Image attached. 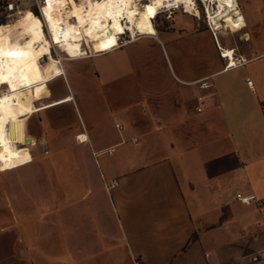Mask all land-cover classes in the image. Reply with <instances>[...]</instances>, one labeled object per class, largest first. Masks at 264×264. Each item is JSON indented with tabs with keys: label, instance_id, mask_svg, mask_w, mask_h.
<instances>
[{
	"label": "crops",
	"instance_id": "0c3cea01",
	"mask_svg": "<svg viewBox=\"0 0 264 264\" xmlns=\"http://www.w3.org/2000/svg\"><path fill=\"white\" fill-rule=\"evenodd\" d=\"M156 30L152 37L159 41ZM188 36L194 49L205 51L199 59L184 56L168 79L158 76L151 88L141 78L139 104L108 105L114 127L122 124L119 139L85 129L74 133L88 138L75 137L84 184L70 197L59 194V204L48 199L25 208L29 244L38 237L49 245L43 239L57 236L59 250L70 252L74 264H264L255 256L264 245V48L237 52L218 41L222 51L243 59L225 67L229 59L219 50L217 58L209 57L207 34L199 42ZM95 67V78L116 77L110 66ZM206 76L212 85L201 89L197 81ZM201 92L207 96L197 111ZM237 193L256 199L245 203ZM9 201L16 205L15 198Z\"/></svg>",
	"mask_w": 264,
	"mask_h": 264
},
{
	"label": "rangeland",
	"instance_id": "374dc122",
	"mask_svg": "<svg viewBox=\"0 0 264 264\" xmlns=\"http://www.w3.org/2000/svg\"><path fill=\"white\" fill-rule=\"evenodd\" d=\"M61 1L64 0H42L39 3L41 9L38 7L40 19L33 14L18 18V21H23L29 32L26 44L34 49L35 56V62L30 63L34 77L29 80V86L23 88L27 94L22 93L21 96L30 97L35 106L72 93L75 99L11 121L6 126V151L0 156V264H28L27 260L33 264L35 259L40 260L41 264H74L70 252L59 250L57 236L43 239V242L50 240L49 245L40 242L38 237L33 238L29 244V237L24 234L22 228L24 210L29 209L30 204L44 203L48 199L59 204V194L62 196L65 191L64 195L70 197L73 187L84 184L79 179L74 158L75 152L81 147L75 141L74 133L85 129L99 138L119 139L118 131L114 127L115 115L108 113V105L139 104L141 78L145 81L143 84L151 88L153 80L159 79L158 76L162 77L159 80L168 79L171 66L177 67L184 56L191 54L199 59L200 54L203 55L205 51L194 49L188 35L199 42L201 37L207 34L208 54L213 59L218 56V49L213 40L219 41L225 47L233 46L237 52H255L264 48V0H238L245 16L244 21L238 23L226 18L222 21L223 28L219 30L222 33L215 31L216 34L210 31L205 10L207 5L202 0H140V3L152 11H148L150 21L140 24V38L136 41L126 43L131 39V34L125 29L120 31L119 26L116 33L121 32L120 38L113 35L91 41L83 36V47L64 50L52 39L50 27L44 17L47 7ZM175 2L178 3L177 8L159 12L161 7ZM16 4L23 10L15 16L34 8L36 0H16ZM193 6L197 7L196 14L184 13L196 11ZM31 12L33 11L24 15ZM15 16L6 17L2 8L0 9V21L8 22ZM71 23L77 25L75 18L71 19ZM155 26L160 29L159 41L158 37H152V34L157 35ZM29 29L33 30V35ZM5 35L9 36V33ZM85 39L90 40L91 47L97 53L108 52L107 50L117 46L121 48L93 59L88 57L93 52L85 44ZM256 42H260V45ZM8 43L13 47L17 58H25L30 53L21 49L22 40L18 37H9ZM52 46L58 48V56L51 52ZM46 54L52 55L47 57ZM79 56L82 58L77 60ZM26 62H29V59H26ZM97 65L110 66L113 73L116 72V77L111 80L104 76L95 78L93 75H98L95 67ZM61 72L63 74H60ZM65 73L68 74L66 82ZM154 85L158 83L155 82ZM11 89L5 79L1 78L0 94ZM37 89L43 92L36 97ZM128 128L131 127H124L129 130ZM26 136L32 138L31 143L24 144ZM127 145L125 143L119 146ZM17 155L18 159L10 162V159L17 158ZM9 196L16 199V205L13 206L12 202L11 206ZM42 244L45 245L44 249Z\"/></svg>",
	"mask_w": 264,
	"mask_h": 264
},
{
	"label": "bare ground",
	"instance_id": "6f19581e",
	"mask_svg": "<svg viewBox=\"0 0 264 264\" xmlns=\"http://www.w3.org/2000/svg\"><path fill=\"white\" fill-rule=\"evenodd\" d=\"M202 1L207 5V8L205 7L206 18L213 33L223 28L222 21L226 18H231L238 23L244 21L238 0ZM192 8L196 10L195 12L198 11L196 6ZM44 12L52 39L64 50L83 47L81 42L83 36L91 39V41L113 35L120 38L121 32L116 33L119 26H121L120 31L125 29L131 34V39L126 43L136 41L140 38V24L150 21V13L147 7L140 3V0H64L47 7ZM72 18H75L77 25L71 23ZM5 33H9V36H6ZM28 35L29 32L22 21L11 29L0 32V80L4 78L7 85L12 88L9 92L0 94V156L6 151L5 130L9 122L31 116L52 105L74 100L73 96L69 95L35 106L30 97L21 96L22 93L27 94L23 88L28 87L29 80L34 77L30 63L35 62V56L33 54L34 49L26 44ZM9 37H18L22 40L23 47L21 49L30 53L25 58H17L13 52V47L8 43ZM85 44L93 52L89 56L96 55L90 40L85 39ZM223 52L226 58L230 57V64H233L234 50H224ZM26 59H29V62H26ZM84 136L87 135L79 134L81 138ZM31 142L32 138L26 136L24 144Z\"/></svg>",
	"mask_w": 264,
	"mask_h": 264
},
{
	"label": "built area",
	"instance_id": "2783aa9c",
	"mask_svg": "<svg viewBox=\"0 0 264 264\" xmlns=\"http://www.w3.org/2000/svg\"><path fill=\"white\" fill-rule=\"evenodd\" d=\"M42 0H36V6L33 8L32 7V10L34 12H38V7H39V3L41 2ZM179 6L182 7V5L180 4ZM178 7V3H173L171 5H168V6H164V7H161L159 12H161L162 10L164 9H174V8H177ZM2 8V11L4 12V15L6 17H9V16H15L19 11L23 10L21 9L20 7L17 6L16 4V0H0V9ZM36 8V9H35ZM158 12V13H159ZM157 13V14H158ZM57 43V42H55ZM217 47H218V50H219V53L222 57H226L224 55V52L222 51L223 48L219 45V43L217 42ZM52 49H53V53L54 55L58 56L57 54V51H58V48L56 46H52ZM47 56V54L45 55ZM59 58V57H58ZM230 59V58H228ZM243 59H238L237 57L234 58V63L233 64H230L231 61L228 60L227 63L225 64V67H231V66H235L237 64H239L240 62H242ZM198 86L199 88L201 89H206L208 87H210L212 85V82L211 80H209V76H206V77H202L200 78L198 81ZM246 83L248 85H252V80L251 78L247 77L246 78ZM206 96H207V93L206 92H201L199 93L197 96H196V104H195V108L197 111H201L203 108H204V102H205V99H206ZM115 126L116 128L118 129H121L122 128V124L119 123V122H116L115 123ZM76 139L79 140V141H86L88 140L87 136L85 137H79V133L76 134ZM135 140V139H134ZM113 148H110L108 149V152H110ZM236 197L241 200L242 202H245V203H249L253 200H255V196L253 194H247V195H244V194H240V193H237L236 194ZM255 256H263L264 257V245L260 248V250L258 251V253L255 254Z\"/></svg>",
	"mask_w": 264,
	"mask_h": 264
},
{
	"label": "trees",
	"instance_id": "16d2710c",
	"mask_svg": "<svg viewBox=\"0 0 264 264\" xmlns=\"http://www.w3.org/2000/svg\"><path fill=\"white\" fill-rule=\"evenodd\" d=\"M35 9H36V8H35ZM28 11H33V10H32V9H29V10H27V11H25V12H23V13L17 15V16H15V17L13 18V20H11V21H8V22L0 21V22H1V23H0V32L6 31V29H7V30H8V29H11L13 26L17 25V24L20 22V21H18V18H26L27 16L33 14V15H35L36 17H38V18L40 19V12H39V11H38L37 13L33 11V12L29 13V14L24 15V14H25L26 12H28ZM17 21H18V22H17ZM22 22H23V21H22ZM29 30H30V29H29ZM30 32H31L32 35H33V30H30ZM42 92H43V91H41L40 89H37V90H36V97L39 96V95H41Z\"/></svg>",
	"mask_w": 264,
	"mask_h": 264
},
{
	"label": "snow or ice",
	"instance_id": "6c2138e0",
	"mask_svg": "<svg viewBox=\"0 0 264 264\" xmlns=\"http://www.w3.org/2000/svg\"><path fill=\"white\" fill-rule=\"evenodd\" d=\"M148 11L151 13L152 9H151V8H149V9H148Z\"/></svg>",
	"mask_w": 264,
	"mask_h": 264
}]
</instances>
